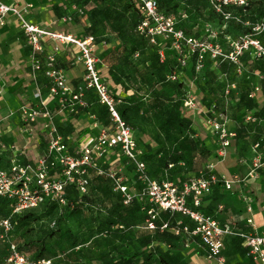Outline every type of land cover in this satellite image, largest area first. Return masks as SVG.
Wrapping results in <instances>:
<instances>
[{
	"label": "built area",
	"instance_id": "obj_1",
	"mask_svg": "<svg viewBox=\"0 0 264 264\" xmlns=\"http://www.w3.org/2000/svg\"><path fill=\"white\" fill-rule=\"evenodd\" d=\"M139 1L144 18L138 28L150 37L152 42H156V38L162 36L165 39L171 38L180 53L183 52V47H188L191 52H198V50L204 52L205 48H201L204 47L203 43H199L193 37L186 36L183 31L177 30L174 17L164 16L157 0ZM211 2L217 11L229 18L230 14L227 15L224 11L226 6L245 7L250 3V0H211ZM31 6V4L25 6L7 4L0 0V29L6 25L8 16L12 15L17 19L27 41L33 48V71L44 69L45 74L51 80L50 95L57 99L61 109L71 112H75L78 105L80 107L87 106L84 100V88L74 89L68 84L64 71L56 67L57 54L60 50L58 46L46 55L44 61L41 60L38 53L44 49L43 40L45 38L76 45L80 52L78 60L82 61L86 68L87 87L96 90L99 101L108 109L111 123L100 129L93 142L79 143L75 152L69 153V146L64 136L59 133L56 124L52 122L51 112L44 100H41L37 106L24 105L22 112L28 122H35L39 117L50 120V141L48 153L39 157L34 165H23L13 159L9 168H0V196L15 201L14 213L35 209L48 199L66 205L65 188L70 184L75 185L80 193L88 194L91 186L90 170L96 168L98 174H105L113 180L115 189L121 192L125 204L139 199L148 206L146 207L148 228H158L157 221L161 211L177 213L188 217L193 222L192 225L179 220L173 227L176 236L186 239L185 246H188L190 240L198 238L207 248L208 259L218 260L222 263L225 261L222 256L225 237L237 236L241 238L246 247L248 256L264 264V231L244 230L237 227L236 224L222 225L214 216L201 210L204 196L211 192L215 184L222 183L226 189L232 190L233 184L236 182L248 183L249 180L257 179L259 169L264 165L261 155L254 157L253 166L244 177L239 174L234 175L232 179L221 177L215 172V164L212 162L206 165V174L201 173L198 177L182 184L152 178L147 171L146 162L141 157L142 148L135 138L132 128L122 118L118 110L117 98L100 78L97 69L99 59L94 55V38L92 36L78 38L72 34L52 32L41 28L29 18ZM64 20H72V18L64 17ZM216 46L218 47V45ZM203 52L201 51L200 58H203ZM218 54H221L218 49L212 53L213 57ZM259 55H264V50ZM164 58V54L161 53V59L164 60ZM36 96L40 97V94L38 93ZM192 103V100H187L186 106L191 107ZM250 118L249 116L248 119ZM1 121L2 117L0 116V123ZM210 131L212 134H219L221 142L219 155L225 158L236 132L231 130L226 122L212 123ZM259 145V142L255 144L254 151L257 152L256 148ZM0 146L2 151H16L13 145L9 146L0 142ZM116 148H119L133 165L136 179L140 184L136 191L130 190V185L125 182V177L120 171L116 169L104 170L97 166L98 160L105 159ZM54 154L57 155L56 158H54ZM52 171H57V173L52 175ZM245 200L249 202L247 196H245ZM248 210L251 211V207ZM247 222L253 225L251 218ZM53 224L55 225V222ZM0 225L3 230L0 237L4 238L6 233L13 229V222L10 218H4L0 221ZM168 227L169 223L164 222L160 228L164 230ZM7 263L51 264L52 260L30 259L18 249L16 244H11Z\"/></svg>",
	"mask_w": 264,
	"mask_h": 264
},
{
	"label": "crops",
	"instance_id": "obj_2",
	"mask_svg": "<svg viewBox=\"0 0 264 264\" xmlns=\"http://www.w3.org/2000/svg\"><path fill=\"white\" fill-rule=\"evenodd\" d=\"M1 1L20 6L31 4L29 18L36 25L48 31L63 32L74 36H78L81 29L83 31L80 33V38H85L84 34L89 23L84 20L78 24L74 21V24L71 23L66 30H62V28L55 25L58 20H60L58 24L65 21V16L60 15V8L64 4L63 0ZM68 2H71V0H68ZM160 39L164 38L160 37ZM114 45V41H102L94 44V55L100 61L97 69L101 80L108 86L113 95L118 96L116 98L118 106H120L124 103L120 97H125L126 93L121 82L114 83V74H110L109 68L114 65L115 61L113 56L107 53ZM56 46L60 48L57 54L56 67L64 71L68 84L74 89L77 90L83 87L86 68L84 63L78 60L80 52L76 45L45 38L43 40L44 49L38 53L39 57L44 61L46 55L52 52ZM32 54L33 48L27 41L17 19L12 15L8 16L6 25L0 29V116L2 117L0 142L15 146L16 151H2L0 146V155H2L0 161L7 165L6 167L0 166V168H9L13 159L23 165H34L39 157L48 153L50 120L39 117L35 122H28L22 112L24 105L37 106L41 100H44L51 112L52 122L56 124L59 133L64 136L69 146V153H74L79 143L93 142L97 136L94 128L99 125L101 114L99 109H103L104 106L99 101L97 92L92 89L97 96V105L92 107V109H96V112H92L90 106L93 103L89 95L85 96L84 99L87 106L80 107L78 105L75 112L61 109L57 99L50 95L51 80L45 74L44 69L33 71ZM133 92L134 90H128V94ZM38 93L40 97L36 96ZM194 122L197 124L195 119ZM228 125L233 128L236 127L237 123L232 120ZM209 136L211 137L213 134L210 133ZM237 140L239 145L237 143V145L229 147L228 155L225 158L221 157L214 162L216 158L212 153L215 172L221 177L232 179L236 174L244 177L250 170L248 158L252 157V154L245 152L242 148L240 149V144L243 141L240 140V137ZM142 141H149V139L143 137ZM56 157L57 155L54 154V158ZM101 162L108 163L107 169L120 171L125 177V182L130 185L131 191H136L140 186L136 178L130 179L126 176V174L128 176L132 175L130 170L134 172V168L119 148L113 149ZM201 171H198L199 174H201ZM165 172L168 173L167 170ZM90 174L94 176V190L93 196L89 199L87 205L98 206L101 211L97 216L89 215L87 209L82 213L84 217H89L88 224L82 227L87 231L84 236L86 238L84 244L90 245L95 238H98V234H94L98 231V226L104 228L110 222H114L113 228L115 229L112 235L107 239L105 238V241L109 244L104 251L97 249L94 253L98 259L95 263L102 264L100 258L105 253L114 255L121 250H127L128 252L141 250L145 253H155L147 261L148 264H164L158 258L152 245L143 247L140 244L139 238L143 234L152 233V230L148 229L146 225L147 216L141 219L131 211L122 214L120 207L130 208L125 204L119 205L123 198L121 197L122 194L115 189V186L105 184V175H98L95 170H91ZM263 178L264 176L261 177L260 175L255 180H249L248 183L236 182L233 184L232 190L226 189L222 183L215 184L211 192L204 196L201 210L214 216L222 225L236 224L237 227L244 230L264 231ZM245 196L249 198V202L245 200ZM142 206L141 204L142 212L143 209L146 211L148 206ZM249 207H251V211L248 210ZM174 218L176 221L182 220L193 225L188 217L177 213L171 214L167 211H161L158 223L165 221L172 223ZM249 218L253 220V225L247 222ZM169 231L173 232L171 229ZM174 243V246H170L167 242L160 243L162 250L168 253L167 264H261L248 256L246 247L243 245L241 238L237 236L225 237L222 251L225 261L222 263L218 260L208 259L207 248L198 238L190 240L188 246H185V243L183 244L179 240H173ZM143 262H145V257L141 255L140 263Z\"/></svg>",
	"mask_w": 264,
	"mask_h": 264
},
{
	"label": "rangeland",
	"instance_id": "obj_3",
	"mask_svg": "<svg viewBox=\"0 0 264 264\" xmlns=\"http://www.w3.org/2000/svg\"><path fill=\"white\" fill-rule=\"evenodd\" d=\"M63 1L60 15L71 17L72 20L62 21L61 24H58L60 21L58 20L55 24L58 28L66 30L71 23L74 24V21L76 24L82 20L88 23V20L83 17L80 11L82 7L80 0ZM159 1L164 16L176 19V29L183 31L185 35L186 31L191 32L188 37H193L199 43H203L204 47L201 48H205L204 52L203 50L191 52L188 47H183L185 51L180 53L175 48L171 38L160 39L162 37L160 36L156 38V42H152L150 37L138 28L140 34H143L147 40L150 39V43H158L161 48L160 55L163 53L164 59H168L172 70L169 68L167 77L173 81L182 82L184 85L182 90L185 99L184 106L197 121V124L194 122L191 130L194 132L188 133H193L195 137L203 139L205 146L215 156V162L221 158L219 155L221 142L219 134L209 136L211 124L214 122L229 124L232 120L237 121L238 136L243 141L241 142L242 149L252 154V157L248 158L250 161L249 168L251 169L254 157L261 155V159L264 161V55H259L264 50V12L262 8H258V5L264 7V0H250V3L254 5L251 12H241L235 5L226 6L224 11L227 15L230 14L229 18L217 11L211 0H204L206 5L201 4V10L194 5L196 0H169L165 4H162L161 0ZM175 5H179V7L176 9ZM237 24H240V26H237ZM250 24L252 25V31L247 30V26ZM82 31L80 29L76 37L80 38ZM98 34L101 35L102 31H98ZM110 38L115 37L111 35ZM216 49L221 54L213 57L212 53ZM201 51L203 52V58H200ZM195 53H198V56ZM134 58L139 62L142 59L148 60L149 56L142 57V54L137 53ZM99 63L100 61L97 63V68H99ZM83 87L84 99L85 96H90L93 103L90 106L92 109L93 106L97 105L98 94L96 96L93 93L95 89L87 87L86 80L83 81ZM146 89L138 94V99L144 102H147L148 99L145 96ZM247 93L250 94L247 96ZM187 100L193 101L191 107L186 106ZM257 102L259 104L256 106ZM252 106H255V108L251 109ZM92 112H96V109H92ZM99 112L101 113L100 122L94 128L97 134L101 128L111 123L110 119H107L104 109H99ZM249 116L250 119H248ZM135 117L132 119L133 124L131 125L138 128L134 129L133 134L141 142L143 137L142 128L145 124L140 117ZM232 129L235 131V127ZM257 142L260 145L256 148V152L254 148ZM235 145H237V141L231 140L230 147ZM101 161L102 159L97 162V166L107 170L108 163ZM186 161V164H181V168L173 169V171H176L175 176L180 175L181 180L188 181L198 177L199 172L195 173L197 169L202 170V174L207 173L206 160L202 157L190 153ZM202 163H204L203 166ZM0 166L6 167L7 165L0 161ZM91 170L97 171L96 168ZM130 172L132 175L128 176L126 174V176L135 179L136 176L133 170H130ZM260 175L261 177L264 176V165L259 169ZM173 176L164 171L160 178L176 181V179H172ZM13 202L10 205L9 215L18 214L14 213L15 205ZM64 209V205L56 208L45 205L34 210L32 218L25 220L6 233L4 238L0 239V264H6L5 254L9 251L11 244L18 245L28 239L44 240L47 249L52 253L53 264H59L66 260L73 261L74 264H97L95 261L98 259L94 253L97 249L104 251L109 243L105 241L104 236L95 238L90 245L81 243L78 239V233L82 227L88 224L89 217H84L78 211L72 218L69 212H65ZM61 211L63 213L60 217ZM4 217H1L0 221ZM54 219H57V222L59 220L57 226L53 224ZM1 233H3V230L0 225ZM26 255L30 259L34 257L32 253Z\"/></svg>",
	"mask_w": 264,
	"mask_h": 264
},
{
	"label": "trees",
	"instance_id": "obj_4",
	"mask_svg": "<svg viewBox=\"0 0 264 264\" xmlns=\"http://www.w3.org/2000/svg\"><path fill=\"white\" fill-rule=\"evenodd\" d=\"M80 1L82 4L80 11H82L83 17H85L89 23L84 37L92 36L94 38V44L102 41L115 42V45L107 51L108 55H112L115 61L114 65L109 68V72L110 74H114L113 78L115 84L118 82L122 83L124 92L126 93L125 97H120L124 103L118 106V110L122 118L132 128L133 133L134 129L138 128L131 125L133 124L132 119L135 116L137 118L140 117L145 124L142 128V135L144 138L149 139V141H137L142 148L143 154L141 157L147 164L148 173L152 178L162 181V178H160L161 174L167 170L172 176L174 175L172 179H176V181L172 182L177 184L186 182V180H181L180 175L175 176L176 171H173V169L181 168L182 163L186 164V160L190 153L205 159V165H207L208 162L213 160L212 151L205 146L203 139L195 137L193 133H188L194 132L191 131L194 126V117L184 106L185 99L183 97L184 93H182L184 88L183 83L173 81L167 77V71L169 68L172 70V66L169 65L168 59H161L160 46L158 43H150V39L147 40L145 36L138 31V26L144 18L141 2L139 0ZM157 1L160 11H162L160 1ZM168 1L169 0H161L162 4ZM201 4L206 5V2H204V0H196V2H194V5L200 10L202 9ZM175 6L176 9L179 7V5ZM253 6V4L249 3L245 7L237 8L241 12H251ZM258 8H262L264 12L263 5H258ZM237 26H240V24H237ZM247 30L252 31L251 24L247 26ZM98 31H102V34L99 35ZM189 34H191V32L186 31V35L188 36ZM111 35L115 38H110ZM107 36H109V38H107ZM184 51L185 50H183V52ZM137 53L142 54V57L148 55V60L142 59L137 62L134 58ZM195 55L198 56V53H195ZM145 88H147V92H145V96L148 97L147 102L138 99V94ZM129 89L134 90V92L128 94ZM249 94L247 93V96ZM114 96L117 97L115 94ZM258 104L259 102L256 103V106ZM253 108H255V106L251 107V109ZM103 109L105 110L107 119H110L108 109L105 106H103ZM99 117L101 118V114ZM235 122L237 123V121ZM238 130L239 128L236 125V136L232 138V140H236L239 145L237 140L239 139ZM240 140H242L241 137ZM242 147L243 145L241 143L239 148L241 149ZM1 156L2 155H0V157ZM203 165L204 163H202V166ZM198 171L200 170H195V173ZM56 173L57 171H52L51 174L54 175ZM89 176L91 186L88 194L80 193L73 184L67 185L65 188L67 204L64 205V210L65 212H69L72 218L78 211L83 213L85 209H87V213L91 216L100 214V207L87 205V202H89V199L93 196L94 190V176L91 174ZM105 176V184L108 186L113 185L114 187L113 180L107 175ZM12 201L14 200L5 196H0V218L4 216V218H10L13 222V228L23 223L25 220L32 218L34 215L33 211L45 205H49L50 208L63 206L56 200L48 199L35 209L25 210L16 215H9ZM13 204L15 205V201ZM121 204H125L123 198L121 203L119 202V205ZM141 204L145 206V203L139 201V199H135L132 203L125 204L128 207L130 206L129 209L120 207V211L122 214L131 211L134 212L135 216L138 218L144 219L147 216V212L144 209L142 212ZM62 213L63 211H61L60 217ZM54 222L57 226L59 220L57 222V219H54L53 223ZM165 222L169 223L167 229L162 230L160 227L164 222L158 223L157 221L158 228H148L152 230V233L143 234L139 240L143 247L152 245L160 261L167 264L168 253L162 250L160 243L167 242L170 246H174L175 243L173 244V240H179L184 244L186 239L175 235L173 231V227L177 224L175 218L172 223L169 221ZM113 225L114 222H110L109 225L104 226V228L98 226L99 229L94 234H98V237L104 236V238L107 239L115 230ZM169 229L173 232L169 231ZM86 234L87 231L83 228L78 233V239L81 243H85L86 238L84 236ZM156 242L157 244H155ZM17 247L25 254L32 253V255H34L32 258L33 260H52V253L47 249L45 241L42 239H28L19 243ZM9 253L10 249L5 254L6 264H8L7 258ZM154 254V252L145 253V251L141 250H135L133 252L121 250L114 255H112V253H105L100 259L102 264H148L149 262L147 263V261H149ZM141 255L145 257V262L143 263H140ZM51 264H53V260ZM59 264H74V262L66 260Z\"/></svg>",
	"mask_w": 264,
	"mask_h": 264
}]
</instances>
